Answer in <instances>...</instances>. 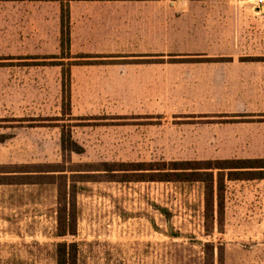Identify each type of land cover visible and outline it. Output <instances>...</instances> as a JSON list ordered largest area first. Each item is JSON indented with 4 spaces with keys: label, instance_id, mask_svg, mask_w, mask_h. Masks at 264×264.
Masks as SVG:
<instances>
[{
    "label": "rangeland",
    "instance_id": "obj_1",
    "mask_svg": "<svg viewBox=\"0 0 264 264\" xmlns=\"http://www.w3.org/2000/svg\"><path fill=\"white\" fill-rule=\"evenodd\" d=\"M230 8L0 0V264H56L60 241L78 242L79 264H205L208 245L214 264H264V178L206 168L264 158L231 151L240 143L225 128L247 119L199 111L217 100L199 83L208 66L258 52L231 41ZM212 174L220 203L216 192L207 203ZM63 224L76 234L59 236Z\"/></svg>",
    "mask_w": 264,
    "mask_h": 264
},
{
    "label": "crops",
    "instance_id": "obj_2",
    "mask_svg": "<svg viewBox=\"0 0 264 264\" xmlns=\"http://www.w3.org/2000/svg\"><path fill=\"white\" fill-rule=\"evenodd\" d=\"M244 1L246 0H228L230 9L235 12L229 16L230 23L234 22L236 26V33L234 32L231 41L255 43L254 49L258 52L227 53L229 60L216 61L209 65L207 77L201 78L199 83L206 82L209 90L217 92V100L203 106L207 109L199 111L247 119L226 126L225 129L230 130V138L234 143H240L239 146L233 145L231 151L233 154L259 156L264 155V60L241 58L264 56V4L257 6L256 1L252 0L253 6H244ZM244 23L249 28H243Z\"/></svg>",
    "mask_w": 264,
    "mask_h": 264
},
{
    "label": "trees",
    "instance_id": "obj_3",
    "mask_svg": "<svg viewBox=\"0 0 264 264\" xmlns=\"http://www.w3.org/2000/svg\"><path fill=\"white\" fill-rule=\"evenodd\" d=\"M71 12L69 6L61 7V24H62V47L70 49L71 45ZM264 59V58H263ZM63 79V104L70 108L71 106V70L64 68L62 70ZM218 163H225L223 166L216 165L215 167L208 166L206 168H217L220 170L229 169L228 177L230 179H263L264 178V158H236L218 160ZM177 165V164H175ZM173 169H180L174 167ZM182 169V168H181ZM196 169V168H195ZM222 172V171H219ZM211 182L207 184V194L210 200L214 203L215 192L220 203L221 189L224 187V182L221 176L218 177L217 182L214 180L212 174ZM76 227L73 225L72 229L66 227L65 224L60 226L59 236L67 234H76ZM205 264H214V248L208 245L205 250ZM79 244L76 241H60L55 244V260L56 264H79Z\"/></svg>",
    "mask_w": 264,
    "mask_h": 264
},
{
    "label": "built area",
    "instance_id": "obj_4",
    "mask_svg": "<svg viewBox=\"0 0 264 264\" xmlns=\"http://www.w3.org/2000/svg\"><path fill=\"white\" fill-rule=\"evenodd\" d=\"M255 1H256L257 6H261L264 4V0H255Z\"/></svg>",
    "mask_w": 264,
    "mask_h": 264
}]
</instances>
